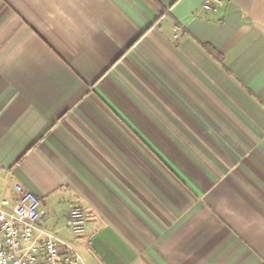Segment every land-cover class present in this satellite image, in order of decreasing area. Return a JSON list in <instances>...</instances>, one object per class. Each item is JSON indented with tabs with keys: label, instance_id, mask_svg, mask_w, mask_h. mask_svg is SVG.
Wrapping results in <instances>:
<instances>
[{
	"label": "crops",
	"instance_id": "0c3cea01",
	"mask_svg": "<svg viewBox=\"0 0 264 264\" xmlns=\"http://www.w3.org/2000/svg\"><path fill=\"white\" fill-rule=\"evenodd\" d=\"M207 1L0 0V201L85 264H264V0Z\"/></svg>",
	"mask_w": 264,
	"mask_h": 264
},
{
	"label": "built area",
	"instance_id": "2783aa9c",
	"mask_svg": "<svg viewBox=\"0 0 264 264\" xmlns=\"http://www.w3.org/2000/svg\"><path fill=\"white\" fill-rule=\"evenodd\" d=\"M216 2L208 0L204 9L215 11ZM15 192L0 201V264H85L74 246L40 226L39 197L20 184ZM67 223L73 234H84L88 219L79 205H70Z\"/></svg>",
	"mask_w": 264,
	"mask_h": 264
}]
</instances>
